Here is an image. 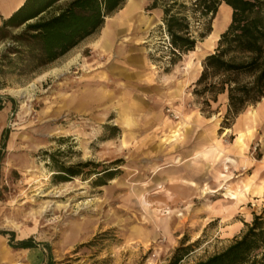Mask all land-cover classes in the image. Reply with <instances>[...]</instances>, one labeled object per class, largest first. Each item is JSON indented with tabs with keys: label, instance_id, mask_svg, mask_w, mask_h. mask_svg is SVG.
<instances>
[{
	"label": "rangeland",
	"instance_id": "374dc122",
	"mask_svg": "<svg viewBox=\"0 0 264 264\" xmlns=\"http://www.w3.org/2000/svg\"><path fill=\"white\" fill-rule=\"evenodd\" d=\"M153 1L127 0L107 17L104 27L121 22L108 53L97 46L103 27L35 73L2 75L0 264H169L188 245L193 251L180 264H195L226 249L264 211L262 197L241 196L236 185L251 166L235 176L224 147L206 167L189 157L220 139L230 151L240 135L244 147L264 107L263 97L228 115V91L202 92L221 77L197 83L231 10L222 5L211 33L174 61L163 6L149 10ZM180 2L195 34L205 31L209 18L194 14L191 0ZM124 66L145 68L152 84L121 83ZM259 123L247 151L255 163L264 159V117ZM62 165L79 175L60 173ZM28 239L36 246L15 247Z\"/></svg>",
	"mask_w": 264,
	"mask_h": 264
},
{
	"label": "trees",
	"instance_id": "16d2710c",
	"mask_svg": "<svg viewBox=\"0 0 264 264\" xmlns=\"http://www.w3.org/2000/svg\"><path fill=\"white\" fill-rule=\"evenodd\" d=\"M127 0H26L0 24V42H6L0 53V80L8 73H35L99 32L107 17L122 8ZM199 18H209L205 31L195 34L187 5L154 0L149 10L163 6L168 46L174 61L194 51L200 40L211 31V20L221 6L231 10V21L221 34L216 51L203 62L200 85L211 77L220 82L204 90L216 94L228 91V115H238L264 97V0H191ZM244 78H248L245 80ZM0 100V109H2ZM59 172L79 175L74 167L59 166ZM111 171H105L108 174ZM10 234L14 235L13 232ZM33 239L22 240L15 247L33 248ZM192 247L178 248L169 264H180ZM48 264H53L52 258ZM195 264H264V211L255 214L247 231L223 251Z\"/></svg>",
	"mask_w": 264,
	"mask_h": 264
},
{
	"label": "crops",
	"instance_id": "0c3cea01",
	"mask_svg": "<svg viewBox=\"0 0 264 264\" xmlns=\"http://www.w3.org/2000/svg\"><path fill=\"white\" fill-rule=\"evenodd\" d=\"M25 1L26 0H0V19H5V18L10 17L16 10H18L25 3ZM119 42L121 43V41H119V37H118L115 41V44L113 47V52H116L118 50L117 45ZM110 49H111V46H110L108 51H110ZM100 56L103 57V54ZM122 70L123 71H121V72L123 74V80L121 81V83H123V84L130 83L131 81H138V80L144 82V85L152 84L151 75L146 73V70H145V68L143 69V67L142 68L141 67L140 68L135 67V69L132 70L130 67L127 68L126 66H124ZM120 88L123 92H125V93L128 92L127 91L128 89H126L124 87H120ZM125 99H126V96H125ZM127 105L129 106V104H127ZM263 117H264V107H260L259 110L256 111V121H254L252 123L253 124L252 133L246 132V125H245L244 120L239 124L238 127L241 128L242 130L245 129L244 131L246 132L245 146L243 148L240 149L239 147L234 146L229 151L228 148H231V146H233V145L227 146L226 144H224V142H225L224 140L220 139L218 141V142H220L219 143L221 145L220 147H218L219 144L217 146L211 147V145H208V142H207L202 146V148H198L199 146L193 147V150H191L190 154H189L190 161L194 160V162H198V163L201 162V164H203V166L206 167L208 164V161L210 162L214 156H218V152L221 151L217 148L224 147L225 151L223 152L222 157H223V162L226 165H228V162L225 161L226 156H231L233 158L235 157L234 159L236 160V163H234V164L232 163V165H231L234 168L232 173L235 176H238L241 174L240 169L242 168V166H245V165L251 166L250 174L247 177H244L243 179L236 182L237 183L236 185L239 186L238 189H239V192H241L240 193L241 196H245L247 198H253V199H256V201L261 202V200H264V159L263 160H257L256 161L257 163H255L253 161V159L247 155V151L249 150L250 143L252 142L251 136L252 135L254 136V130L256 127H258L260 125L259 122L263 119ZM182 127H183V125L179 126L177 128L178 131L180 132V135L174 136L175 139H177L179 136H181ZM227 131H228V129H227ZM230 131H231V129H230ZM224 134H225V132H224ZM235 136L237 138V133ZM236 138H235V140H236ZM201 153H204V157L198 158L197 156ZM227 178L228 179L224 180V182L221 183V186H227L228 181H230L232 177L228 176ZM233 191H235V190H233ZM261 197H262V199L260 200Z\"/></svg>",
	"mask_w": 264,
	"mask_h": 264
},
{
	"label": "bare ground",
	"instance_id": "6f19581e",
	"mask_svg": "<svg viewBox=\"0 0 264 264\" xmlns=\"http://www.w3.org/2000/svg\"><path fill=\"white\" fill-rule=\"evenodd\" d=\"M227 19L225 12L221 13L219 15L218 21L225 22ZM121 24V22L118 19H111L109 23L104 27L100 40L97 42V46L102 52H108L110 46L112 45V40L116 34L117 27ZM220 25H217L216 28L218 29ZM244 139L243 135H240L237 140V145L239 147H243ZM204 157L203 154H199L198 158Z\"/></svg>",
	"mask_w": 264,
	"mask_h": 264
},
{
	"label": "built area",
	"instance_id": "2783aa9c",
	"mask_svg": "<svg viewBox=\"0 0 264 264\" xmlns=\"http://www.w3.org/2000/svg\"><path fill=\"white\" fill-rule=\"evenodd\" d=\"M170 111H171V109H170ZM172 113H174V111H172ZM174 116H175V118H178V115H175V114H174Z\"/></svg>",
	"mask_w": 264,
	"mask_h": 264
}]
</instances>
